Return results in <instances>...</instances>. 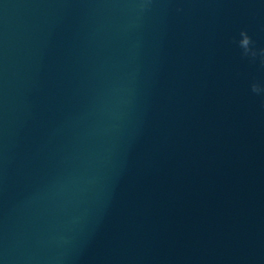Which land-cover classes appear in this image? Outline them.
I'll use <instances>...</instances> for the list:
<instances>
[{"label": "water", "instance_id": "95a60500", "mask_svg": "<svg viewBox=\"0 0 264 264\" xmlns=\"http://www.w3.org/2000/svg\"><path fill=\"white\" fill-rule=\"evenodd\" d=\"M264 0H0V264H264Z\"/></svg>", "mask_w": 264, "mask_h": 264}, {"label": "clouds", "instance_id": "9594fccd", "mask_svg": "<svg viewBox=\"0 0 264 264\" xmlns=\"http://www.w3.org/2000/svg\"><path fill=\"white\" fill-rule=\"evenodd\" d=\"M252 38L248 34L247 30H241L240 32V39H239V46L243 50V55L249 56L252 59L257 57L260 58L261 63L264 64V48L255 49L252 47ZM251 91L259 96H264V83L261 82H253L251 84Z\"/></svg>", "mask_w": 264, "mask_h": 264}]
</instances>
